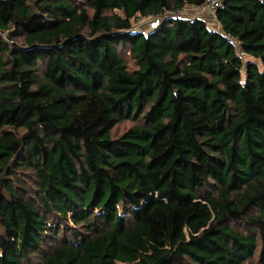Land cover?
Returning a JSON list of instances; mask_svg holds the SVG:
<instances>
[{
    "label": "trees",
    "instance_id": "16d2710c",
    "mask_svg": "<svg viewBox=\"0 0 264 264\" xmlns=\"http://www.w3.org/2000/svg\"><path fill=\"white\" fill-rule=\"evenodd\" d=\"M203 3L0 0V264H264V0Z\"/></svg>",
    "mask_w": 264,
    "mask_h": 264
},
{
    "label": "rangeland",
    "instance_id": "374dc122",
    "mask_svg": "<svg viewBox=\"0 0 264 264\" xmlns=\"http://www.w3.org/2000/svg\"><path fill=\"white\" fill-rule=\"evenodd\" d=\"M207 8V7H206ZM209 9V8H207ZM202 10L200 7L199 8H194V7H186L183 11V14L181 13V16L183 17H186V18H191V17H195V16H198V17H201L203 18L204 20H206V22L209 24V26L211 27H217V24L216 22H214V19H213V11H209V10ZM153 20V19H144V20H141L139 24H136V26L139 28L141 27V29H146V27L148 26L149 27V22ZM128 126H130V123H124L122 125H118L116 128H115V131L114 133L115 134H118L120 133L123 129H126L128 128ZM115 264H128V263H120V262H115ZM130 264H136V263H130Z\"/></svg>",
    "mask_w": 264,
    "mask_h": 264
},
{
    "label": "built area",
    "instance_id": "2783aa9c",
    "mask_svg": "<svg viewBox=\"0 0 264 264\" xmlns=\"http://www.w3.org/2000/svg\"><path fill=\"white\" fill-rule=\"evenodd\" d=\"M220 1L221 0H204V3L202 4L201 9L206 10L207 8H209L207 10L214 11ZM181 13L183 14V11L178 12V14H180V15H181ZM158 23H159L158 19H153L149 22V27L155 28ZM241 54H242V52H241Z\"/></svg>",
    "mask_w": 264,
    "mask_h": 264
}]
</instances>
